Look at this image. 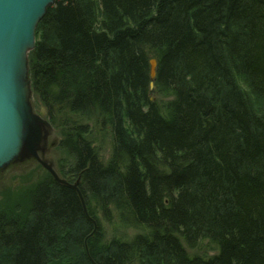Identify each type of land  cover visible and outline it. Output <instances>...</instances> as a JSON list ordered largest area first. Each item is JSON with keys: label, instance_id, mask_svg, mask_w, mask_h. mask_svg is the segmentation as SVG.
I'll list each match as a JSON object with an SVG mask.
<instances>
[{"label": "trees", "instance_id": "16d2710c", "mask_svg": "<svg viewBox=\"0 0 264 264\" xmlns=\"http://www.w3.org/2000/svg\"><path fill=\"white\" fill-rule=\"evenodd\" d=\"M29 70L79 189L0 206V264H264V0H57ZM92 202L143 232L105 241Z\"/></svg>", "mask_w": 264, "mask_h": 264}, {"label": "water", "instance_id": "95a60500", "mask_svg": "<svg viewBox=\"0 0 264 264\" xmlns=\"http://www.w3.org/2000/svg\"><path fill=\"white\" fill-rule=\"evenodd\" d=\"M54 1L0 0V136H7L0 138V167L32 156L49 167L39 157L42 137L35 131L36 119L28 104L31 87L27 52L35 44L40 19ZM157 64L156 58L150 60L152 79L156 76ZM9 108H13L17 116L13 117L15 128L7 132L5 115ZM10 135L12 140L8 138Z\"/></svg>", "mask_w": 264, "mask_h": 264}, {"label": "rangeland", "instance_id": "374dc122", "mask_svg": "<svg viewBox=\"0 0 264 264\" xmlns=\"http://www.w3.org/2000/svg\"><path fill=\"white\" fill-rule=\"evenodd\" d=\"M243 88L246 89L247 87L243 86ZM32 96L29 98L28 104L32 116L36 119L35 131L40 138L42 137L38 154L40 159L49 167L42 165L35 157L31 159L23 157V160H17L16 163L14 162L8 167H0V206L18 208L20 210L18 213L21 215L20 218L25 221L30 218L29 204L24 196L26 189L50 177L60 182L72 183L75 186H78L80 182V177L71 173L74 157L60 145V136L46 119L45 108L33 92ZM150 98L161 107L162 113H166V107L172 100L171 96L160 94L156 90L155 84L151 86ZM98 154L102 160L107 161L111 154V145L107 143L99 146ZM85 208L87 209L86 206ZM91 208L93 209L94 217H97V220L94 217L93 220L96 225H100L104 230L105 241L115 237L123 240L132 239L136 234L143 232L141 229L123 226L115 217L112 220H107L94 202H92ZM186 250L190 255H198L205 258H210L218 253L217 247L210 243L209 240L200 241L195 248L187 246ZM49 264H70V260L53 258Z\"/></svg>", "mask_w": 264, "mask_h": 264}, {"label": "bare ground", "instance_id": "6f19581e", "mask_svg": "<svg viewBox=\"0 0 264 264\" xmlns=\"http://www.w3.org/2000/svg\"><path fill=\"white\" fill-rule=\"evenodd\" d=\"M57 0H55L51 5H53L55 2H56ZM50 5V6H51ZM152 58H155V57H151V59ZM150 59V60H151ZM157 59V58H156ZM157 62H158V60H157ZM157 68H158V64H157ZM156 68V69H157ZM156 75H157V72H156ZM156 77V76H155ZM155 79V78H154ZM31 90L33 91V88H32V86H31ZM31 97H33V96H31ZM44 107V106H43ZM45 108V107H44ZM46 110V109H45ZM16 114H15V112H14V109L13 108H9V111L7 112V114L5 115V118H6V125H7V132H9V131H11L12 129H14L15 128V125H16V121H14V119H13V117L14 118H16ZM5 118H3V119H5ZM3 119H2V121H3ZM46 119H47V117H46ZM1 121V120H0ZM51 126H52V124H51ZM53 127V126H52ZM54 128V127H53ZM55 130V129H54ZM2 137H7V136H4V135H2V136H0V138H2ZM10 140H12L13 139V137L10 135L9 137H8Z\"/></svg>", "mask_w": 264, "mask_h": 264}]
</instances>
